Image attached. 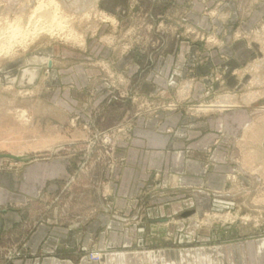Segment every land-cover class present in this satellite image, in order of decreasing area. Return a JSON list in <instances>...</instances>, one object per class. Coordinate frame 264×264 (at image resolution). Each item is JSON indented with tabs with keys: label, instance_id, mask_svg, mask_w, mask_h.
<instances>
[{
	"label": "crops",
	"instance_id": "crops-1",
	"mask_svg": "<svg viewBox=\"0 0 264 264\" xmlns=\"http://www.w3.org/2000/svg\"><path fill=\"white\" fill-rule=\"evenodd\" d=\"M130 1L99 0V6L126 24ZM174 1L196 27L223 30L218 20L203 14L205 6L216 1ZM229 15L240 24L238 32L249 29L247 18L242 19L238 10ZM232 28L223 36L220 49L207 51L202 45L175 41L166 53L150 58L139 52L115 56L95 43L87 53L54 46L24 57L20 72L23 82L35 87L42 81L44 88L54 90L56 107L82 115L90 114L83 108L86 103L102 106L104 112L109 107L110 95L98 82L100 72L82 65L96 59L112 61L114 70L136 84L142 96L160 93L174 100L181 83L194 79L189 99L205 101L207 93L231 90L243 82L237 73L253 49L235 39ZM69 60L76 62L66 65ZM58 61L65 64L59 67ZM46 67L49 76L42 78ZM215 70L222 73L223 84L211 79ZM88 91L94 93L92 99ZM248 122L247 111L241 109L203 119L166 112L137 118L130 139L118 143L125 152V164L104 174L106 179L111 177L108 210L67 227L35 225L18 241L20 256L9 264H100L87 260L86 253L92 250L103 252L101 264H264V232L254 237L245 233L216 236L202 235L199 229L212 208V192L224 190L233 170V137L240 136ZM77 158L81 156L34 162L19 173L1 170L0 161V242L6 234L25 228L24 212L31 202L44 192L56 195L60 191L59 182L71 178Z\"/></svg>",
	"mask_w": 264,
	"mask_h": 264
},
{
	"label": "rangeland",
	"instance_id": "rangeland-1",
	"mask_svg": "<svg viewBox=\"0 0 264 264\" xmlns=\"http://www.w3.org/2000/svg\"><path fill=\"white\" fill-rule=\"evenodd\" d=\"M50 1L53 0H0V154L29 159H0L1 170L19 173L34 162L81 158L72 163L71 178L58 181L60 191L56 195L44 192L25 209V228L3 237L0 264H9L20 256L18 241L37 224L67 227L91 219L100 210L107 211L111 177L106 179L104 174L114 173L126 162L118 143L130 139L137 118L158 117L160 112L203 119L224 110L247 111L246 129L233 137V170L224 190L212 192V208L200 221L199 229L202 235L216 236L245 233L254 237L264 232V0H214L215 4L206 5L203 14L224 27L218 31L191 24L185 10L174 0H131L126 24L104 11L99 0H54L60 7ZM203 2L208 4L207 0ZM55 8L57 12H53ZM51 9L53 13L48 11ZM235 9L242 19L247 18L248 30L238 32L240 24L229 15ZM45 16L57 17L55 24L60 25L49 27L51 19ZM41 27L48 30L39 34ZM231 28L233 37L250 44L253 54L237 73L243 76V82L231 90L207 93L205 101H190L194 79L181 83L174 100H166L160 93L142 96L136 84L114 70L112 61L96 59L82 65L100 72L98 82L110 95L109 107L104 112L102 106L95 108L86 103L83 108L90 114L82 115L56 107L54 90L44 88L42 81L35 87L29 81L23 82L20 72L24 57L54 46L87 53L89 45L95 43L108 47L115 56L139 52L150 58L166 53L175 41H182L212 51L224 46L223 36ZM72 61L66 65L76 62ZM63 64L58 61L56 65ZM42 75L49 76L48 67ZM211 79L223 84L219 70ZM88 96L92 99L94 93L88 91ZM225 96L235 102L234 108L213 107ZM96 254L102 261L91 259ZM86 258L89 262H104L102 251H88Z\"/></svg>",
	"mask_w": 264,
	"mask_h": 264
},
{
	"label": "bare ground",
	"instance_id": "bare-ground-1",
	"mask_svg": "<svg viewBox=\"0 0 264 264\" xmlns=\"http://www.w3.org/2000/svg\"><path fill=\"white\" fill-rule=\"evenodd\" d=\"M52 2H54V0H53ZM52 2L50 1V3H52ZM50 3H49V4H50ZM54 3H55V2H54ZM55 4H57V3H55ZM55 4H54V5H55ZM58 4H59V3H58ZM58 4H57V6L60 7V4H59V5H58ZM43 5H44V4H43ZM49 6H50V5H49ZM38 7H39V6H38ZM42 7H43V6H42ZM42 7H41V8H42ZM54 7H55V6H54ZM45 8H46V7H45ZM56 9H57V8H55V10H54V9H51V10H48V11L51 12L52 10H54L53 12H57ZM35 10H36V9H35ZM36 11H37V10H36ZM36 11H35V12H36ZM58 11H59V10H58ZM35 12H34V15L36 14ZM53 12H51V13H53ZM39 13H40V12H39ZM51 13L48 14V15H52V17H54L53 14H51ZM59 13H60V12H59ZM59 13H58V15L61 14V13H60V14H59ZM62 13H63V12H62ZM40 14H42V13H40ZM40 14H39V16H40ZM44 14H46V13H44ZM44 14H42V16H43ZM37 15H38V12H37ZM48 15H47V16H48ZM56 15H57V14L55 13V16H56ZM63 15H64V14H62V16H63ZM47 16H45L44 18H45V19L48 18ZM33 17H34V16H33ZM40 17H41V16H40ZM60 17H61V15H60ZM41 18H42V17H41ZM64 18H65V17H64ZM49 19H51V20H50V24H51V25H49V27H50V26L52 27V25H57V24H55V19H56V20H59L57 17H56V18H48V20H49ZM107 19H108V18H107ZM64 20H66V18H65ZM36 21H37V23H40V22H38V21H39L38 19H37ZM40 21H41V20H40ZM67 21H68V20H67ZM44 22H45V21H44ZM47 22H48V21H47ZM34 23L36 24V22H34ZM48 23H49V22H48ZM58 23H60V22L58 21ZM41 24L43 25V23H41ZM47 25H48V24H47ZM59 25H60V24H59ZM59 25H57V26H59ZM62 26H63V25H62ZM39 27H40V26H39ZM35 28H36V27H35ZM63 28H64V27H63ZM38 29H39V28H38ZM38 29H36V30H38ZM44 29H45V30H48V29H46L45 27H44V28L41 27V29H40L41 31L39 32V34H40ZM50 29H51V28H50ZM57 29H59V28H56V30H57ZM61 29H62V28H61ZM50 32H51V31H49V33H50ZM56 32H58V30H57ZM62 32H64V31H62ZM52 33H53V32H51V34H52ZM36 34H37V33H36ZM71 37H72V36H71ZM27 38H28V37H27ZM66 38H68V36H66ZM72 39H73V38H72ZM73 40H74V39H73ZM21 43H22V42H21ZM26 44H27V43H26ZM234 105H236L235 102H232V99H231L229 96H225V98H222L221 102H218V103H217L216 105H214L213 107L218 108V109H219V108H234V107H235ZM213 107H212V108H213ZM202 111L204 112V110H202Z\"/></svg>",
	"mask_w": 264,
	"mask_h": 264
},
{
	"label": "water",
	"instance_id": "water-1",
	"mask_svg": "<svg viewBox=\"0 0 264 264\" xmlns=\"http://www.w3.org/2000/svg\"><path fill=\"white\" fill-rule=\"evenodd\" d=\"M0 159H11L17 162H27L29 159L25 156H16V155H2L0 154Z\"/></svg>",
	"mask_w": 264,
	"mask_h": 264
},
{
	"label": "built area",
	"instance_id": "built-area-1",
	"mask_svg": "<svg viewBox=\"0 0 264 264\" xmlns=\"http://www.w3.org/2000/svg\"><path fill=\"white\" fill-rule=\"evenodd\" d=\"M91 259L94 260V261H102L101 260L102 259L101 256L98 255V254L91 256Z\"/></svg>",
	"mask_w": 264,
	"mask_h": 264
}]
</instances>
